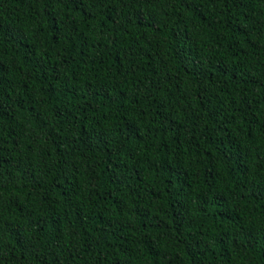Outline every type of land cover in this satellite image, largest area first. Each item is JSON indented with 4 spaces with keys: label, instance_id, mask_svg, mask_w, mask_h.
I'll return each instance as SVG.
<instances>
[{
    "label": "trees",
    "instance_id": "1",
    "mask_svg": "<svg viewBox=\"0 0 264 264\" xmlns=\"http://www.w3.org/2000/svg\"><path fill=\"white\" fill-rule=\"evenodd\" d=\"M0 264H264V0H0Z\"/></svg>",
    "mask_w": 264,
    "mask_h": 264
}]
</instances>
